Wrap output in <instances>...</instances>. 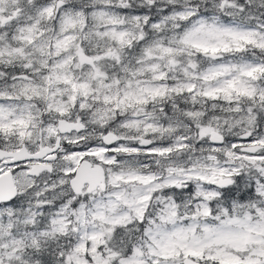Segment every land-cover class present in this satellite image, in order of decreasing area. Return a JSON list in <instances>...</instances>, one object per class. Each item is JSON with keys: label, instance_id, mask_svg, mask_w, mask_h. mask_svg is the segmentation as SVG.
Masks as SVG:
<instances>
[{"label": "snow or ice", "instance_id": "snow-or-ice-1", "mask_svg": "<svg viewBox=\"0 0 264 264\" xmlns=\"http://www.w3.org/2000/svg\"><path fill=\"white\" fill-rule=\"evenodd\" d=\"M0 264H264V0H0Z\"/></svg>", "mask_w": 264, "mask_h": 264}]
</instances>
